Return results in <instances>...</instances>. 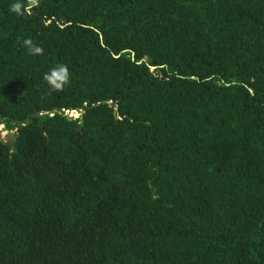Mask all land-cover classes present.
I'll return each instance as SVG.
<instances>
[{
    "label": "trees",
    "instance_id": "obj_1",
    "mask_svg": "<svg viewBox=\"0 0 264 264\" xmlns=\"http://www.w3.org/2000/svg\"><path fill=\"white\" fill-rule=\"evenodd\" d=\"M14 2L0 264H264V0Z\"/></svg>",
    "mask_w": 264,
    "mask_h": 264
},
{
    "label": "clouds",
    "instance_id": "obj_2",
    "mask_svg": "<svg viewBox=\"0 0 264 264\" xmlns=\"http://www.w3.org/2000/svg\"><path fill=\"white\" fill-rule=\"evenodd\" d=\"M39 6L40 0H15V2L9 6V11L17 16H28L32 15L33 9ZM22 46L29 55L43 54V48L35 44L30 37L23 39ZM43 80L49 86L50 91H63L71 82L67 65L57 64L44 74Z\"/></svg>",
    "mask_w": 264,
    "mask_h": 264
},
{
    "label": "water",
    "instance_id": "obj_3",
    "mask_svg": "<svg viewBox=\"0 0 264 264\" xmlns=\"http://www.w3.org/2000/svg\"><path fill=\"white\" fill-rule=\"evenodd\" d=\"M150 70H153V66H150L149 67ZM15 135H16V132L15 131H11L9 130L6 135H5V138L2 139L1 138V135H0V141H2L3 143H5L6 145L8 146H13V141L15 139Z\"/></svg>",
    "mask_w": 264,
    "mask_h": 264
},
{
    "label": "built area",
    "instance_id": "obj_4",
    "mask_svg": "<svg viewBox=\"0 0 264 264\" xmlns=\"http://www.w3.org/2000/svg\"><path fill=\"white\" fill-rule=\"evenodd\" d=\"M61 111L63 112V114L66 116V117H77L82 110L80 109H61ZM49 115H51V113H49Z\"/></svg>",
    "mask_w": 264,
    "mask_h": 264
},
{
    "label": "rangeland",
    "instance_id": "obj_5",
    "mask_svg": "<svg viewBox=\"0 0 264 264\" xmlns=\"http://www.w3.org/2000/svg\"><path fill=\"white\" fill-rule=\"evenodd\" d=\"M11 131H14V130H11ZM8 132V130H5L3 128V126L0 124V135H1V138L4 139L5 138V135L6 133Z\"/></svg>",
    "mask_w": 264,
    "mask_h": 264
}]
</instances>
